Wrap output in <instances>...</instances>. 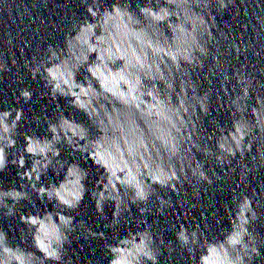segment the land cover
I'll return each mask as SVG.
<instances>
[{
  "label": "clouds",
  "instance_id": "clouds-1",
  "mask_svg": "<svg viewBox=\"0 0 264 264\" xmlns=\"http://www.w3.org/2000/svg\"><path fill=\"white\" fill-rule=\"evenodd\" d=\"M234 3L235 0H215L217 12ZM81 4L87 15L77 19L73 14L63 47L49 43L48 55L32 65L25 61V67L33 79L43 70L41 79L48 90L46 94L53 100L65 98L74 110L86 116L88 123L61 111L54 122L45 120L50 138L24 132L22 151L17 152L23 109L0 110V171L9 163V155L13 165L24 169L18 172L22 181L19 189L0 188L3 215L15 217L21 201L35 207L29 189L41 202L45 198L55 201L53 211L36 208L34 213H20L19 220L26 225L22 229L31 237L30 247L13 245L7 232L0 228V264H73L66 245L71 244L70 236L77 231V225L84 228L85 239L104 237V232L97 233L86 227L83 219L77 223L75 216L67 214L78 209L84 200L89 171L76 162L61 159V145L71 148L72 155L87 154L86 162L91 159L103 169L91 197L103 219L104 205L114 202L113 218L106 228L116 229L121 214L130 215L131 207L140 205L143 227L120 237L113 235V243H105L111 254L107 264H159L160 246L165 241L162 232L153 236L152 222L143 215L151 213L145 204L155 197L158 204L172 208V197L161 196L159 189L167 188L179 195L185 183L212 186L220 179L215 171L209 176L206 161L196 152L214 157L222 170L236 160L241 179L258 167L256 163L249 166V159L258 160L259 167H264V95L256 94L253 87L254 83L264 87V82L247 75L243 64L234 68L231 76L222 73L221 89L225 95L224 82L236 79L232 99L225 102L231 124L217 121L208 136L211 145L202 142L204 118H212V93L210 88L201 91L198 80H193L186 68L195 65L202 69L209 44L216 40L213 0H144L143 4L136 0L135 8L131 0H114L102 8L98 0H81ZM7 43L10 45L12 40L9 38ZM230 47L233 55L247 57L244 45L234 42ZM247 48L252 49L251 42ZM258 54L253 51L254 56ZM212 59L218 67V56L214 54ZM8 70L7 61L0 62V73ZM78 74L82 79H77ZM32 96L30 88L22 87L17 102L22 97L28 103ZM138 121L147 128V135ZM28 159L31 164L25 168ZM50 168L58 176L63 172L58 184L41 182V176H46ZM229 170L235 172L236 167ZM25 178L27 183L23 182ZM240 182L237 181V188ZM262 185L258 184L259 193L254 190L251 195L233 190L231 207L224 204L230 224L220 228L222 239L215 235L205 237L199 224H179L176 242L193 264H254L262 256L264 234L260 230L264 229V213L254 203L258 194L264 195ZM216 187L219 189L220 185ZM192 190L198 201L200 192ZM177 203L182 206L183 202ZM158 211L161 216L165 214L163 208L158 207ZM216 223L219 228L222 220L217 218ZM172 227L175 229V225Z\"/></svg>",
  "mask_w": 264,
  "mask_h": 264
},
{
  "label": "water",
  "instance_id": "water-1",
  "mask_svg": "<svg viewBox=\"0 0 264 264\" xmlns=\"http://www.w3.org/2000/svg\"><path fill=\"white\" fill-rule=\"evenodd\" d=\"M113 2L114 0H98L101 8L105 5L110 6ZM135 2L136 0H131L133 8H135ZM140 2L143 4L144 0H140ZM211 11L215 15L216 27L213 31L216 40L209 44V55L204 60L202 69L195 65L186 68L192 79L198 80L201 91L211 89L210 109L212 118L205 117L204 124L200 129L203 135L202 142L209 145L212 141L208 140V136L213 133L217 121L221 124H231L229 108L225 102H230L232 99L233 85H236V79L232 77L229 82H224L227 87V95H225L221 89L222 73L227 72L231 76L233 69H238L239 65L243 64L246 66L247 75L264 82V74L261 73V68H264V0H235L234 5H230L227 9L219 12H217L215 0H213ZM73 14L77 19L87 15L81 0H0V62L7 61L10 69L0 73V110L11 107L23 109L24 118L20 122L16 137L18 141L17 152L22 151L24 132L28 134L35 132L38 136L47 135L50 138L51 134L48 132L45 120L49 118L54 122L57 114L61 111L66 116L88 123L86 116L82 112L74 110L65 98L58 97L53 100L50 94H46L48 90L44 87V81L41 79L43 70L33 79L28 68L25 67V61L32 65L44 59L48 55L46 46L49 43L63 47L65 34L71 31ZM89 19L91 18L89 17ZM9 38L12 40L10 45L7 43ZM234 42L244 45V51L247 53L246 58L243 55L232 54L230 45ZM249 42L252 43V49L247 48ZM253 51H257L259 54L254 56ZM214 54L218 56V67L212 59ZM34 56L35 60H33ZM94 56L95 54H93V58ZM13 60L15 63H12ZM77 79H82V76L78 74ZM22 87H28L33 92L32 99L28 103H25L22 97L17 102L19 90ZM253 87L256 94L264 95V87H256L255 83ZM236 91H239V86H236ZM218 98L220 103H217ZM137 123L140 128H144L147 135L148 130L143 123L140 121ZM61 148V159L76 162L89 171V177L85 181L88 191L84 200L78 209L67 211V214L75 216V222L78 223L83 219L86 227L92 228L97 233L104 232L105 234L103 238L96 236L85 239L84 228L77 225V231L70 236L71 244L66 245L67 256L71 257L73 264H107L111 254L105 249V243H113V235L120 237L126 235L128 231L135 232L137 228L143 227L140 224L141 214L138 210L140 205L132 206L130 215L122 213L120 224L116 226V229L106 228L113 218L114 202H108L104 205L103 215L106 219H103L101 213L96 210L95 202L91 197V192L95 189L96 181L103 173V169L95 165L91 159L86 162L85 156L87 154L81 156L77 152L72 155L71 148L65 145H61ZM196 155L206 161L209 176H212L213 171H215L220 177L219 180H216L212 186L200 182L185 183L183 192L179 195H175L167 188L159 189L161 196L172 197V208L158 204L155 197L150 198L145 204V207L151 209V213L145 212L143 215L146 220L152 222L153 236L156 237L162 232L161 238L165 241V244L160 246L159 264H193L187 253L183 252L176 242L175 231L179 230V224L184 223L186 226L199 224L205 237L210 238L211 235H215L222 239L220 228H226L230 224L224 204L228 203L231 207L233 190L236 193L243 190L246 194L251 195L254 190L259 193L258 184L264 183V167H259L258 160L249 159V166L256 163L258 167L250 172L246 178L241 179V169L236 160H233L232 166L226 165L222 170L216 164L214 157H204L199 152H196ZM11 158L9 155V163L5 170L0 171V188L4 190L13 186L19 189L22 183L18 172L24 169H19L13 165ZM30 164L31 161L28 159L25 168L29 167ZM230 167H236V171H230ZM57 171H59V167H57ZM64 171H66V167ZM62 179L63 172L58 176L51 168L46 176H41V182L45 185L49 182L58 184ZM237 181H241L239 188L236 187ZM23 182L27 183L26 178ZM217 184L220 185L219 189L216 187ZM192 189L200 192L198 201L194 199ZM29 193L35 207L28 201H21L17 206L18 211L15 217H7L3 215V210H0V228L7 232L13 245L20 244L22 247H30L31 237L22 229H26V225L20 222V213H34L36 208H39L41 212L45 208L48 211H53V204L55 203V201L49 202L47 198L41 202L30 189ZM177 200L183 202L182 206L177 203ZM125 202L127 203V201ZM254 203L259 212L264 213V195L258 194L254 198ZM190 204H195L196 207H191ZM158 207L164 209L165 214L163 216L160 215ZM57 208L59 209L60 206L57 205ZM217 218L222 220L219 228L216 223ZM205 224L208 227H205ZM173 225H175V229H173ZM260 231L264 234V229ZM20 236H23L26 241H21ZM171 247H174L175 251H169ZM196 255L198 261V253ZM50 264H59V262H50ZM254 264H264V249H262V256L255 260Z\"/></svg>",
  "mask_w": 264,
  "mask_h": 264
}]
</instances>
